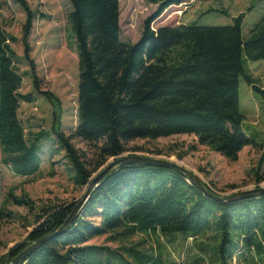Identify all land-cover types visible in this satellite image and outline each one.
<instances>
[{
    "label": "trees",
    "instance_id": "1",
    "mask_svg": "<svg viewBox=\"0 0 264 264\" xmlns=\"http://www.w3.org/2000/svg\"><path fill=\"white\" fill-rule=\"evenodd\" d=\"M13 1L26 13L23 55L29 60L27 39L35 14L26 0ZM67 1L79 71L77 125L69 137L58 126L50 134L55 137V153H64L76 187H87L95 171L129 151L128 143L176 135L194 136L196 144L229 162H236L243 148L251 147L260 152L254 183L264 181V142L256 144L244 134V118L238 110L242 77L259 98L264 115V85H255L243 63L264 60V15L246 37L241 33V15L228 26L178 24L151 30L152 22L183 0H143L156 9L145 20L139 40L123 43L119 0ZM9 41L15 39L0 29V162L13 175L28 178L40 171L38 143L50 134L25 135L18 110L32 97L19 93L22 76ZM33 85L55 100L41 91L35 75ZM72 138L100 143L92 170ZM10 197L16 205L32 207L24 196ZM77 203L41 208L25 240L0 257V264H11L30 245L60 230ZM8 217L0 202V221ZM138 235L167 243L190 241L194 252L190 264H264V195L218 201L175 169L123 163L91 192L60 234L17 264H172L162 261L160 251L146 252L139 249L140 243H124ZM100 236L119 245L110 249L87 244Z\"/></svg>",
    "mask_w": 264,
    "mask_h": 264
},
{
    "label": "rangeland",
    "instance_id": "2",
    "mask_svg": "<svg viewBox=\"0 0 264 264\" xmlns=\"http://www.w3.org/2000/svg\"><path fill=\"white\" fill-rule=\"evenodd\" d=\"M34 12L32 29L27 39L29 60L24 58L23 29L26 13L13 0H0V29L12 36L8 45L16 54L15 65L22 76L20 94L31 95V103H21L18 119L25 135L52 129L69 137L77 125V88L79 83L78 60L75 39L69 28L67 15L70 5L67 0H26ZM156 7L143 0H119L120 40L135 43L143 31L145 20ZM242 16L241 33L246 37L254 24L264 15V0H183L178 7L166 9L150 29L161 26L188 24L196 26H228L234 18ZM244 67L254 79L255 85H264V60L244 61ZM40 82L42 92L50 93L55 100L47 99L35 90L33 76ZM238 110L243 116L244 134L256 144L264 142V115L257 95L242 77L238 80ZM54 127V128H53ZM71 143L79 152L85 165L92 170L98 159L97 143L83 142L72 138ZM40 171L33 177L21 178L13 175L0 162V202L10 217L0 221V257L10 248L25 240L35 225L39 210L52 204L79 201L87 187H76L72 183L63 152H56L55 137L49 135L38 143ZM121 156L138 155L178 163L197 175L221 195L264 187V181L255 185L253 171L256 169L260 152L245 147L236 162H229L206 146L196 144L192 135H176L156 140H134ZM136 148L139 151H132ZM1 160V154H0ZM92 174L94 178L109 162ZM264 169V167H263ZM235 186L236 189H231ZM24 196L32 207L19 206L10 197ZM180 235V234H178ZM107 236L89 241L88 245L106 246L116 249L119 244L108 242ZM127 244L140 243L139 249L152 253L161 252L162 261L172 264H190L194 252L190 241L180 240L167 243L155 236L138 235Z\"/></svg>",
    "mask_w": 264,
    "mask_h": 264
},
{
    "label": "water",
    "instance_id": "3",
    "mask_svg": "<svg viewBox=\"0 0 264 264\" xmlns=\"http://www.w3.org/2000/svg\"><path fill=\"white\" fill-rule=\"evenodd\" d=\"M123 163H144L147 165H157V166H164L171 169H175L176 171L181 172L184 174L188 180L197 187L200 191H202L205 195L218 200V201H234V200H241V199H247L258 195H264V187H255L253 189L240 191L235 194L231 195H221V194H213L209 192L203 185L202 180L195 175L192 171L186 169L184 166L166 161L163 159H155V158H149L144 156H138V155H128V156H118L111 158V161H109L99 172L98 174L92 178L89 185L86 188V191L84 195L81 197V199L76 204L74 210L72 211L69 218L66 220V222L63 224V226L60 228V230L45 236L41 240L33 243L28 248H26L23 252H21L12 262L11 264H17L20 261H22L26 256H28L33 250L37 249L39 246H41L44 242H46L48 239H51L55 237L56 235L60 234L72 221V219L75 217V215L79 212V210L82 208V206L86 203V201L89 199V196L91 192L99 185V183L110 173L112 172L118 165Z\"/></svg>",
    "mask_w": 264,
    "mask_h": 264
},
{
    "label": "crops",
    "instance_id": "4",
    "mask_svg": "<svg viewBox=\"0 0 264 264\" xmlns=\"http://www.w3.org/2000/svg\"><path fill=\"white\" fill-rule=\"evenodd\" d=\"M176 7H178V6H176ZM183 25H186V24H183Z\"/></svg>",
    "mask_w": 264,
    "mask_h": 264
},
{
    "label": "built area",
    "instance_id": "5",
    "mask_svg": "<svg viewBox=\"0 0 264 264\" xmlns=\"http://www.w3.org/2000/svg\"><path fill=\"white\" fill-rule=\"evenodd\" d=\"M215 193H217V192H215ZM218 194V193H217Z\"/></svg>",
    "mask_w": 264,
    "mask_h": 264
}]
</instances>
